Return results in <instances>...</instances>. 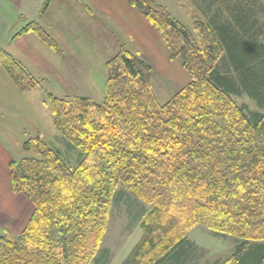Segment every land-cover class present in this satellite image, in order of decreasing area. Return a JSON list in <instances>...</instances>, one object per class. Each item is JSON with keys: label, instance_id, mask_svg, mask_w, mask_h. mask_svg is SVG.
<instances>
[{"label": "trees", "instance_id": "obj_1", "mask_svg": "<svg viewBox=\"0 0 264 264\" xmlns=\"http://www.w3.org/2000/svg\"><path fill=\"white\" fill-rule=\"evenodd\" d=\"M128 2L189 82L160 103L150 65L122 48L106 63L103 103L48 93L54 127L79 157L70 167L40 137L24 142L37 156L10 162L11 184L34 209L19 236L0 234V264H90L118 185L148 206L121 264H183L198 224L234 238L230 255L210 264H264V112L234 99L264 108V8L199 0L221 12L191 31L153 0ZM29 29L57 46L35 23L16 35ZM0 65L24 86L26 72L4 50Z\"/></svg>", "mask_w": 264, "mask_h": 264}, {"label": "crops", "instance_id": "obj_2", "mask_svg": "<svg viewBox=\"0 0 264 264\" xmlns=\"http://www.w3.org/2000/svg\"><path fill=\"white\" fill-rule=\"evenodd\" d=\"M154 1L163 5L171 0ZM30 23L57 46L33 29L16 35ZM122 48L150 65L151 85L156 78L166 83L164 90L176 93L188 84V75L170 58L158 31L128 0H0V50L26 72L20 87L0 65V221L13 234L22 231L32 211L28 198L12 190L9 166L21 155L26 134L38 131L61 157L56 143L66 154L73 152L74 161L79 157L78 149L54 127L47 94L103 103L106 63Z\"/></svg>", "mask_w": 264, "mask_h": 264}, {"label": "rangeland", "instance_id": "obj_3", "mask_svg": "<svg viewBox=\"0 0 264 264\" xmlns=\"http://www.w3.org/2000/svg\"><path fill=\"white\" fill-rule=\"evenodd\" d=\"M261 1L262 4L260 2L258 3L264 8V0ZM158 4L164 7L179 23H181L185 28L191 31L196 28L197 24L201 21L207 23L210 22L215 13L218 15L217 10L220 11L219 4L216 5L215 2L210 3V9L205 10L202 9L201 3H198L196 1L171 0L168 2H164L163 5L161 3ZM215 7H218V9H216ZM205 11L207 12L205 13ZM225 12L227 13V10H225ZM263 13L264 11L262 9L260 13L258 12V15L259 22L264 24ZM175 61H178L180 63L179 59H176ZM159 77L161 76L159 75ZM151 86H153L152 90L153 92H155V96L157 95L156 97L160 103H164L165 101H167L168 94H174V91H172L171 89L168 91L164 90L166 87V83H163V81L159 79L154 78ZM234 99L238 104H242L250 110L264 112V108L259 107L253 99L245 94L234 96ZM47 104L50 109L48 96ZM37 136L40 137V133L38 131L33 130L27 133L21 144L22 151H20L22 153L19 151L21 155L13 160H19L26 157H36L37 154L33 153L32 151L24 150L23 144L27 139ZM42 142L44 141L42 140ZM44 144L46 143L44 142ZM56 146L59 149H62L63 155L61 158H64L66 160V164L68 166L71 167V165L74 166L77 163V161H74L73 152L66 154V149L63 145H61L60 143H56ZM28 200L30 201L29 198ZM33 209L34 206L32 204V211L30 213V216L33 212ZM147 209L148 206L144 202L135 197L132 193L128 192L121 185H118L110 200V206L102 240L90 264H121V261L125 258L129 250L141 236L139 223L145 213V210L147 211ZM25 226L23 227V229L25 228ZM22 231L17 235L13 234L11 231L7 230L6 225H4L2 221H0L1 235L17 237L22 233ZM187 238L192 245L188 250L187 260L183 264H210L216 259L229 256L235 244L234 238L232 236L214 232L213 230L200 224L194 226L188 232Z\"/></svg>", "mask_w": 264, "mask_h": 264}]
</instances>
